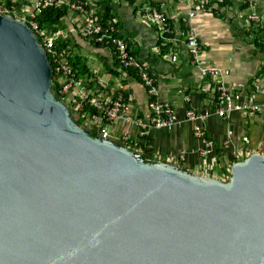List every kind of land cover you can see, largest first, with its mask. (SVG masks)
Wrapping results in <instances>:
<instances>
[{"label": "water", "instance_id": "obj_1", "mask_svg": "<svg viewBox=\"0 0 264 264\" xmlns=\"http://www.w3.org/2000/svg\"><path fill=\"white\" fill-rule=\"evenodd\" d=\"M0 264H264V156L222 181L94 137L0 16Z\"/></svg>", "mask_w": 264, "mask_h": 264}, {"label": "crops", "instance_id": "obj_2", "mask_svg": "<svg viewBox=\"0 0 264 264\" xmlns=\"http://www.w3.org/2000/svg\"><path fill=\"white\" fill-rule=\"evenodd\" d=\"M83 1L97 16L117 21L121 35L130 42L132 54L148 64L157 75L160 101L170 104L181 122L172 130L151 132L149 141L158 157L165 161L187 151L182 167L202 175L208 165L213 178L227 179L234 152L264 149V97L256 93L258 89H264V29L255 26L250 30L247 21L249 0H224L211 13H198L191 23L203 48V60L223 72L224 82L234 94V105L261 106L257 114L248 118L241 112H233L228 120L211 117L204 128L217 150L207 159L191 153L201 148L202 143L195 138L193 125L185 121L189 110L204 113L216 109L201 72L192 66L189 51L182 43L161 48L156 30L144 23L138 14L139 9L149 2L153 8L171 16L173 26L180 28L177 32L186 33L190 30L187 26L189 4L183 0ZM16 2L13 0L14 4ZM19 5L29 8L26 1ZM256 13L264 24V0H258ZM83 21L82 15L69 13L60 29L65 43L69 44L70 59H77V63L85 67L87 74L81 78H91L94 83L100 80L116 91L123 88L134 111L142 118H149V99L142 83L135 74L120 68L113 53L82 37ZM259 37L261 41L257 43ZM186 97L189 102L185 101ZM115 130L116 133L127 131L121 125ZM230 131L233 133L232 146L226 148L223 144ZM129 133L137 136L134 129Z\"/></svg>", "mask_w": 264, "mask_h": 264}, {"label": "built area", "instance_id": "obj_3", "mask_svg": "<svg viewBox=\"0 0 264 264\" xmlns=\"http://www.w3.org/2000/svg\"><path fill=\"white\" fill-rule=\"evenodd\" d=\"M183 1L189 4L187 26L190 27V30L186 33L184 31L177 32L180 28L173 26L171 16L165 11L153 8L149 2L146 3L144 8L139 9L138 14L144 23L156 30L161 48L182 43L189 51L192 66L201 72L207 86V93L214 100L216 109L204 113L189 110L186 112L185 121L193 125L194 136L202 143L201 148L192 150L191 153L207 159L215 154L217 150L215 143L207 138L204 128L211 117L217 116L228 120L233 112H241L244 117L248 118L257 114L261 106L234 105V94L228 90L224 82L223 72L218 67L207 64L203 60L201 42L191 26L198 13H211L224 0ZM26 2L29 4V8L21 5L9 6L6 4V0H0V16L14 18L27 25L35 34L40 45L48 54L51 64L53 63L55 66V71L53 70L54 88L57 89L55 94L71 109L75 118L77 120L81 119L84 122L83 126L90 129L93 135L119 142L132 151L145 156L148 161L182 167L181 164L188 156L187 151H182L177 158L164 161L157 156L149 141L153 130H172L181 122L178 121L173 107L160 101L157 75L148 64L141 62L132 54L130 42L121 35L117 21L110 17L97 16L88 10V3L83 0H26ZM257 5L258 0H249L247 21L250 29L255 26H259L261 29L264 28L260 16L256 13ZM65 6L69 8V13L84 17L80 30L82 37L98 47L109 50L113 53L123 71L137 76L147 92L149 118H142L134 111L131 101L124 94L123 88L121 91H116L100 80L94 83L91 78L78 77L71 65L69 50L59 46L61 43H65L63 34L60 31L50 32L41 29L38 17L42 14L43 9L46 7L63 8ZM94 84L95 91L92 90ZM256 93L264 97V89H258ZM185 101L189 102V98L186 97ZM217 101L219 105H217ZM118 125H121L127 131L116 133L115 128ZM131 129L137 131L136 137L129 133ZM232 135L233 133L230 131L229 138L223 144L224 147L229 148L232 146ZM253 155L264 156V149L234 152L233 165ZM230 170H228V177ZM202 176L212 177L208 165L205 167ZM220 180L226 181L227 179L222 178Z\"/></svg>", "mask_w": 264, "mask_h": 264}, {"label": "trees", "instance_id": "obj_4", "mask_svg": "<svg viewBox=\"0 0 264 264\" xmlns=\"http://www.w3.org/2000/svg\"><path fill=\"white\" fill-rule=\"evenodd\" d=\"M26 1V0H17V2L14 4L13 0H7V5L9 6H19L21 2ZM69 15V8L67 6L63 8H56V7H46L45 9L42 10V14L38 17V22L43 30H47L50 32H58L61 29V24L62 21ZM110 19V18H109ZM254 29V28H252ZM250 29V30H252ZM261 29V28H260ZM264 29V28H263ZM252 32V31H251ZM259 43L261 41L260 37L258 39ZM59 46H61L63 49L69 50V44L66 43H61ZM71 65L74 68L76 74L78 77H84L87 72L85 70V67L77 63V59H70ZM53 70L55 71V66L53 65ZM55 91H57L56 87L54 88ZM217 98H219L217 96ZM217 105H219L218 101L216 102ZM79 123L81 125H84V122L81 121V119H78ZM94 137L97 135H93ZM228 181V178L227 180Z\"/></svg>", "mask_w": 264, "mask_h": 264}]
</instances>
